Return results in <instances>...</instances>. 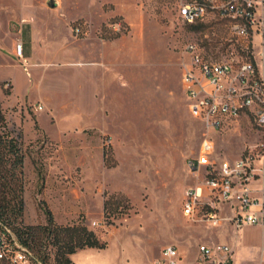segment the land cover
<instances>
[{
	"label": "rangeland",
	"instance_id": "374dc122",
	"mask_svg": "<svg viewBox=\"0 0 264 264\" xmlns=\"http://www.w3.org/2000/svg\"><path fill=\"white\" fill-rule=\"evenodd\" d=\"M176 1L0 0V13L28 11L40 32L29 56L13 59L19 68L12 91L4 87L10 79L0 77L1 107L24 152L18 223L44 225V203L57 224L81 222L98 236L111 228L107 246L81 249L76 264H150L166 245H175L183 261L192 263L199 230L214 228L182 214L184 191L196 183L187 161L198 154L205 133L183 92V48L194 41L204 57L221 59L240 47L218 20L200 29L183 23ZM90 39L120 44H108L104 65H70L53 57L70 42L80 44L81 60L95 59L87 55L98 45L85 42ZM74 113L96 125L63 135L58 124ZM257 130L243 118L210 133L212 158L234 160L238 149L256 142ZM109 196L121 204L109 215L111 225L102 212ZM49 253L50 263L58 264L54 250Z\"/></svg>",
	"mask_w": 264,
	"mask_h": 264
},
{
	"label": "built area",
	"instance_id": "2783aa9c",
	"mask_svg": "<svg viewBox=\"0 0 264 264\" xmlns=\"http://www.w3.org/2000/svg\"><path fill=\"white\" fill-rule=\"evenodd\" d=\"M176 4L183 23L197 26L218 20L240 47L230 58L209 59L196 42L184 45L187 60L182 62L181 84L188 111L202 123L205 133L198 154L187 161L196 183L184 191L182 214L208 227L264 225V140L247 146L234 160L217 162L212 158L210 136L243 118L264 128V79L256 64L264 61V0H177ZM74 31L77 34L79 28ZM15 55L22 56L20 42ZM9 86V81L4 83L5 88ZM254 180L261 183L260 198L252 195ZM226 208L231 214L225 213ZM180 260L178 248L166 245L152 264H179ZM0 264H37L33 250L1 221ZM194 264H233V250L222 243L199 244Z\"/></svg>",
	"mask_w": 264,
	"mask_h": 264
},
{
	"label": "crops",
	"instance_id": "0c3cea01",
	"mask_svg": "<svg viewBox=\"0 0 264 264\" xmlns=\"http://www.w3.org/2000/svg\"><path fill=\"white\" fill-rule=\"evenodd\" d=\"M29 1V0H26ZM24 2V0H23ZM43 10H49L52 12H57V8L42 7ZM70 19L66 21L68 27ZM39 34L33 27V24L29 23V14L28 11L16 10L15 13H0V73L5 72L4 76L8 77L11 91L15 81L13 77L15 76V70L18 69V65L13 60L17 56L15 55V45L20 42L22 45V56L27 57L31 53L32 48H36L39 43ZM85 42H97L95 50H89L87 55L96 54L95 59L81 60V47L77 43L66 42L57 52H54L53 57H58L62 63L70 65H82L84 63H105V57L109 56L111 51L108 44L119 43L118 41L106 42L103 40L90 39L85 40ZM120 44V43H119ZM118 58V57H117ZM116 59H112L109 63L112 65L115 64ZM118 60V59H117ZM258 70L261 76L264 79V61H256ZM8 72V73H6ZM13 76V77H12ZM13 79V80H12ZM14 82V84H13ZM21 112H23L21 110ZM15 117L17 116L14 114ZM62 123L58 124L59 131L64 135V132L73 131L76 128L84 129L87 127H92L96 125L95 123L88 122L85 119L84 115L80 113L68 114L63 117ZM256 136V142L264 140V128H259ZM250 144V145H254ZM247 147V146H246ZM245 147V148H246ZM244 148V149H245ZM244 149H238L237 155L234 158H238ZM251 188L253 189L252 195L254 197L260 198L262 194L260 193L261 183L259 180H254L250 183ZM103 206V201H102ZM83 212V210H82ZM103 212V208H102ZM101 212V213H102ZM232 211L226 208L225 213L231 214ZM87 217V214L83 212ZM55 215V213H54ZM106 230V233L108 230ZM106 233L99 236L101 239L106 240ZM196 243L195 256L192 263H187L183 261V256L180 255L181 260L179 264H194L197 255V246L199 244H227L233 250V264H264V225H245L241 228H235L230 223H224L219 227L208 228L204 230H199L197 237L194 239ZM107 246V245H106ZM86 249V248H83ZM95 249V248H92ZM99 249V248H96ZM77 250L76 252L80 251ZM72 253L69 257L71 261L76 264L79 261L77 256L74 259V254ZM153 260L150 261L152 264Z\"/></svg>",
	"mask_w": 264,
	"mask_h": 264
},
{
	"label": "trees",
	"instance_id": "16d2710c",
	"mask_svg": "<svg viewBox=\"0 0 264 264\" xmlns=\"http://www.w3.org/2000/svg\"><path fill=\"white\" fill-rule=\"evenodd\" d=\"M193 28L200 29L202 25ZM20 136L9 127L0 103V221L15 231L20 240L33 250L37 264H51V249L54 250L53 259L58 264H74L69 256L77 250L105 248L107 242L84 223H55L51 210L44 203H41L46 220L44 225L22 226L18 223L23 212L24 185V152ZM111 199L112 196L105 198L102 206L107 225L113 224L109 219L111 211L117 212L121 205L120 201Z\"/></svg>",
	"mask_w": 264,
	"mask_h": 264
}]
</instances>
